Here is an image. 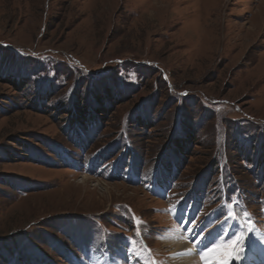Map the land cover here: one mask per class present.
Instances as JSON below:
<instances>
[{
	"label": "rangeland",
	"instance_id": "rangeland-1",
	"mask_svg": "<svg viewBox=\"0 0 264 264\" xmlns=\"http://www.w3.org/2000/svg\"><path fill=\"white\" fill-rule=\"evenodd\" d=\"M249 222L231 264H264V0H0V264H181L171 235L225 230L216 264Z\"/></svg>",
	"mask_w": 264,
	"mask_h": 264
},
{
	"label": "snow or ice",
	"instance_id": "snow-or-ice-1",
	"mask_svg": "<svg viewBox=\"0 0 264 264\" xmlns=\"http://www.w3.org/2000/svg\"><path fill=\"white\" fill-rule=\"evenodd\" d=\"M174 208V206H173ZM173 209H170L172 211ZM233 219H235V214H230ZM247 213H245V218H247ZM137 223H142L140 221H137ZM185 227H187L185 225ZM253 228L250 226V222L246 227L243 228V233L238 235L235 240L230 241L226 247L227 251L225 252L224 256L222 258H217L216 264H231V261L235 260L239 262L243 259L242 253L244 251V235H246L248 232H252ZM137 234H139V229L137 230ZM199 235V233H197ZM229 238V233L225 230H221V234L217 237V244L213 245V247H207V251H201L200 254V260L202 262H207L209 255L213 253L216 250V246L218 244H223L227 239ZM191 239H195V237H191ZM203 244V238H201L197 243L195 244L194 248L187 249L185 255L191 254L195 249H199L200 245ZM152 264H155L153 261Z\"/></svg>",
	"mask_w": 264,
	"mask_h": 264
},
{
	"label": "bare ground",
	"instance_id": "bare-ground-1",
	"mask_svg": "<svg viewBox=\"0 0 264 264\" xmlns=\"http://www.w3.org/2000/svg\"><path fill=\"white\" fill-rule=\"evenodd\" d=\"M180 237L181 236L178 233L171 235L170 237L171 242L166 243L165 245L168 246L170 250H172L171 252L173 253L177 252V253L182 254L181 264H191L192 263L191 261L194 260L195 257L192 254L185 255L184 253H186L187 249H190L192 247V244L195 245L197 241H199L200 239L195 240V241H192L191 239L189 241L191 243L190 244L189 242H185L184 240H181ZM205 245H206V242L204 239L203 244L200 245V248L195 249L193 252H201L204 249ZM183 256H187V257L183 258ZM247 256L257 261H259L262 258L261 256H263L264 258V238L261 239V241L257 242V244L253 246V248L249 251V254ZM261 262H262V259H261Z\"/></svg>",
	"mask_w": 264,
	"mask_h": 264
},
{
	"label": "clouds",
	"instance_id": "clouds-1",
	"mask_svg": "<svg viewBox=\"0 0 264 264\" xmlns=\"http://www.w3.org/2000/svg\"><path fill=\"white\" fill-rule=\"evenodd\" d=\"M180 239H181V240H184V239H186V237H180ZM192 264H196V262L193 261Z\"/></svg>",
	"mask_w": 264,
	"mask_h": 264
}]
</instances>
